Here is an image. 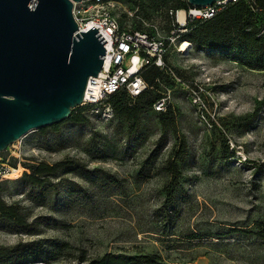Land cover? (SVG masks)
Segmentation results:
<instances>
[{"label": "rangeland", "instance_id": "1", "mask_svg": "<svg viewBox=\"0 0 264 264\" xmlns=\"http://www.w3.org/2000/svg\"><path fill=\"white\" fill-rule=\"evenodd\" d=\"M118 3L113 14L124 27L168 34L160 11ZM182 42H169L158 86L173 128L150 111L130 134L105 102L81 104L0 153V213L18 214H1L0 248L58 246L56 260L27 264H88L110 254L155 264H264V71L214 52H178ZM173 75L190 88L202 82L201 99ZM60 162L79 168L44 178L40 190L18 180L27 165ZM169 165L178 177L167 201Z\"/></svg>", "mask_w": 264, "mask_h": 264}, {"label": "water", "instance_id": "2", "mask_svg": "<svg viewBox=\"0 0 264 264\" xmlns=\"http://www.w3.org/2000/svg\"><path fill=\"white\" fill-rule=\"evenodd\" d=\"M82 1L0 0V153L30 131L67 120L101 71L106 41L94 27L80 32L72 15Z\"/></svg>", "mask_w": 264, "mask_h": 264}, {"label": "trees", "instance_id": "3", "mask_svg": "<svg viewBox=\"0 0 264 264\" xmlns=\"http://www.w3.org/2000/svg\"><path fill=\"white\" fill-rule=\"evenodd\" d=\"M123 3H131L134 7H146L152 11H160L167 22V35L170 36L172 17L170 11L187 10L186 0H116ZM137 30H142L140 27ZM177 41L188 42L196 51L214 52L223 59L234 62L245 68L264 71V0H240L228 3L223 9L207 20H193L187 22L186 32L178 34ZM183 43V42H182ZM164 62L167 66L166 60ZM168 66L160 70L155 66L145 67L141 77L147 84V88L138 97L131 98L125 91H118L104 100L110 106L116 119L124 121L130 134L137 131L140 121L146 113L154 111V104L164 95L158 91L160 82H164ZM103 102V103H104ZM168 104L165 111L156 112L161 120L164 130L173 128L175 117ZM92 108V106H86ZM167 109V110H166ZM81 115L73 117V122L79 123ZM166 123L167 126H166ZM55 126V125H53ZM72 166V167H71ZM29 173H24L18 180H24L33 189H41L44 178L55 176L59 172L69 170L74 172L79 167H73L71 163L60 162L54 165L45 163L27 165ZM77 168V169H76ZM80 170V169H79ZM167 170L172 174V181L166 190L167 201L170 200L177 182L178 172L174 165H169ZM93 174L95 171H85ZM20 171L17 173L19 175ZM88 180H92L88 177ZM41 197L32 198L39 205L44 204ZM4 206L0 202V210ZM8 220L18 218L15 209L9 208L0 213ZM29 247V248H27ZM57 245L48 244L43 249H37L33 243H18L12 248H0V264H27L33 261L51 262L59 255ZM88 264H155V262L142 258L125 257L122 255H104L101 258L90 261Z\"/></svg>", "mask_w": 264, "mask_h": 264}, {"label": "built area", "instance_id": "4", "mask_svg": "<svg viewBox=\"0 0 264 264\" xmlns=\"http://www.w3.org/2000/svg\"><path fill=\"white\" fill-rule=\"evenodd\" d=\"M237 1L240 0H223L204 8L189 6L187 10H182L183 22L177 19L178 10L170 11L169 15L174 18L176 25L168 37H160L152 30H137L121 25L113 14L117 6H121L116 0H83L73 3L72 15L79 31L86 32L94 27L106 41L103 45L105 56L101 71L96 78L92 77L88 80L82 106L93 108L118 91H125L131 98L138 97L147 88L141 77L143 69L152 65L160 70L167 68L164 58L169 42H175L178 34L186 31L187 22L210 19L228 3ZM250 1L254 2V0ZM174 78L177 83L189 90L193 99H201L202 82H192L190 88L184 85L181 79L175 76ZM167 99L169 97L164 94L154 104V111H165Z\"/></svg>", "mask_w": 264, "mask_h": 264}, {"label": "bare ground", "instance_id": "5", "mask_svg": "<svg viewBox=\"0 0 264 264\" xmlns=\"http://www.w3.org/2000/svg\"><path fill=\"white\" fill-rule=\"evenodd\" d=\"M177 19H178L179 22H183L184 21V13H183L182 10L178 11ZM190 47L191 46H190V44L188 42H184L179 47L178 52H182V53L187 54L188 51L190 50Z\"/></svg>", "mask_w": 264, "mask_h": 264}]
</instances>
